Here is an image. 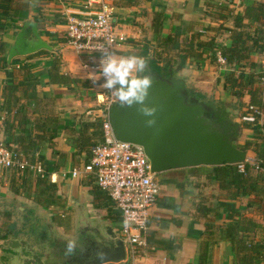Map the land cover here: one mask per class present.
Wrapping results in <instances>:
<instances>
[{
  "label": "crops",
  "instance_id": "1",
  "mask_svg": "<svg viewBox=\"0 0 264 264\" xmlns=\"http://www.w3.org/2000/svg\"><path fill=\"white\" fill-rule=\"evenodd\" d=\"M111 1L117 30L127 36V42L115 50L118 58L140 53L147 48L145 46L148 44L147 41L153 48L157 37L153 23L156 12L165 15L162 37L177 35L181 48L188 46L193 38L196 46L199 40L210 38H215L218 43L229 44L232 38L226 28H234V16L244 15L247 6L256 1L264 2V0ZM7 5L8 13L3 18L4 28L0 30V43L4 44L5 51L0 53V58L6 57L26 20L37 22L42 36L55 50H48L50 53L36 52L32 55L18 56L10 64L0 66V116L3 118L0 124V137L10 148L20 150L25 155L29 144L38 143L32 154L33 159H38L44 164L46 174L52 182L57 183L58 194L63 197H65L63 193L69 196L73 194L84 196L85 201L94 207V213H97L101 224L103 226L110 224L119 233L121 214L112 201L110 200L108 204L102 203L101 208L95 206L92 193L95 186L93 177L72 178L70 175L73 168H81L87 161V155L84 154L87 147L83 145L81 149L79 148L77 132L79 126L97 119L99 115L97 100L89 91L95 92L97 96L99 87L93 85L92 79H99L100 82L101 75L85 66L86 56L76 52L66 37L68 17L81 9L82 0H9ZM244 23L251 33H254L259 25L248 18ZM196 34L201 35L197 37ZM198 46L201 45L198 43ZM152 48H149L151 54ZM171 55L175 59L179 58L176 50H173ZM211 55L205 53V58L200 61L191 58L187 60L184 74L189 79L191 90L210 95L218 89V94L226 92L228 100L229 97L232 100L235 96L226 90L224 77H221L220 81L216 79L211 81L197 70L199 65L202 67L201 63L222 65L221 70H231L228 65L212 60ZM54 58L60 59V74L69 76L70 83L51 82L50 68ZM261 60V53L254 54L251 61L256 64V68L247 67L246 71L260 72ZM75 78L87 81L89 89L71 81ZM215 98L221 99L222 101L217 102H221L222 105L223 101H226L219 96ZM243 99L248 104L250 95H245ZM198 167L193 170L189 168L170 170L159 175L161 193L150 209L147 246L140 257V264H200L203 250L208 252L206 264H236L238 253L232 241L226 236V229L234 220L231 215L240 211L247 217L263 222V196L247 194L227 198L231 193L222 190L219 183L209 177L208 169ZM31 181L28 185L32 186L29 188L32 194L36 193V180ZM78 186L87 189L90 198H87L88 196L86 197L85 192ZM33 207L34 205L30 204L32 212ZM53 207L59 206L50 208ZM52 210L50 213L55 215L57 211ZM234 218H237V215ZM63 224L56 227L63 229ZM240 235L264 241V232L260 230L242 232ZM108 264L128 262L125 260Z\"/></svg>",
  "mask_w": 264,
  "mask_h": 264
},
{
  "label": "water",
  "instance_id": "2",
  "mask_svg": "<svg viewBox=\"0 0 264 264\" xmlns=\"http://www.w3.org/2000/svg\"><path fill=\"white\" fill-rule=\"evenodd\" d=\"M43 49L55 50L54 46L42 36L37 22L26 20L6 54L7 63L10 64L15 57L30 55ZM170 70L172 74L169 77L161 73H152L148 62V71L154 83L149 90L146 103L157 107L154 125L146 124V120L150 117L137 111L136 105L128 108L115 103L111 106L110 120L116 137L122 141L142 145L151 161L152 171L158 175L170 170L237 164L245 161L249 149L240 146V137L244 128L238 122V116L231 114L228 109L226 110L230 113L228 119L220 120L214 114L209 116L208 113L215 110V105L202 101L197 95H192L189 79L184 74L185 68L176 63L170 66ZM71 197L77 199L75 201L78 209L77 226H83L85 229L95 228V235L98 237L99 246L95 249V257L86 264H101L100 258L96 256L98 250L105 253L103 257L105 264L125 261L126 243L114 227L110 224L103 226L97 213H94V207L88 204L85 198L74 194ZM33 208L36 209H33L34 216L49 218L43 211L46 207L35 205ZM37 210L43 212L37 213ZM87 221H90V225L85 226L83 223ZM49 223L59 240L65 242L69 240L60 234L53 222ZM25 245H27L26 238L20 236L0 239V246L11 249L12 252L5 253L10 258L16 254L15 250L19 246ZM69 263L71 260L66 262ZM27 264H61V262L57 256L44 254L40 257L35 254Z\"/></svg>",
  "mask_w": 264,
  "mask_h": 264
},
{
  "label": "trees",
  "instance_id": "3",
  "mask_svg": "<svg viewBox=\"0 0 264 264\" xmlns=\"http://www.w3.org/2000/svg\"><path fill=\"white\" fill-rule=\"evenodd\" d=\"M56 1V0H48ZM9 0H0V30L4 28L5 22L3 18L7 16ZM248 18L252 22H257L259 25L251 33L247 24L244 20ZM165 20V15L161 12H156L154 17V32L158 39V48L152 49L151 54L149 48L140 53L134 55L143 56L147 58V62L150 64V69L152 73H161L164 69H169L174 63L185 67L187 65V60L189 58L200 61L205 58V53H211L212 60L217 61V52L219 51L223 57L226 59V65H228L231 70H229L225 75V87L226 90L230 91L232 95L239 99H243L245 95H250V101L246 105L248 113H253L255 116V122L244 120L247 128L253 127V124L259 121L262 113H264V91L263 88L258 86V83L262 85V67L260 72L248 73L246 68L255 69L256 64L251 61V58L256 53H261L264 49V2H255L247 6L244 15L234 16V28H226V31L231 33L232 41L229 44L218 43L215 38H210L208 40H197V46L195 38H193L188 46L182 47L177 39V35H169L167 37H162L163 21ZM201 34H196L200 37ZM198 43L201 46H198ZM176 50L178 53V59L173 58L171 55L172 51ZM4 44L0 43V53H4ZM37 53H50L48 50H40ZM32 55V54H31ZM179 60V61H178ZM164 62V63H163ZM60 59L54 58L52 62V67L50 68V80L54 83L67 84L70 83V77L64 74H60ZM6 57L0 58V66H6ZM145 74H149L147 72ZM168 74V73H166ZM75 81L77 85L81 84L85 89H89L87 81L80 78L71 79ZM93 93V98L97 99L95 92ZM193 94L203 98L204 95L201 93L193 92ZM246 104V103H245ZM226 111L224 109V112ZM264 129V125L261 126ZM91 129V130H90ZM79 133V148L81 149L86 146L84 154L87 156V161L89 160L91 154V147L102 140V131L99 118L94 119L91 122H85L81 124L77 131ZM38 143L29 144L27 157L30 160L33 159V152L38 147ZM246 148L252 149L256 154V160L261 166H264V144L263 141L258 140H248L246 142ZM86 161V162H87ZM206 168L209 171L211 178H214L222 190L227 191L229 196L227 198H234L235 196L254 194L255 196L264 197V171L251 165L246 164L245 171L239 170L237 164H225L220 166H200ZM199 167L189 168L190 170ZM94 179V178H93ZM92 179V180H93ZM92 193L95 198V206L98 208L102 207V203L108 204L111 200L107 194H104L100 188L96 185L95 180ZM32 182L31 180L28 181ZM36 186V197L35 200L38 204L49 208L52 206H63L65 200L62 195L58 194L57 183L51 181V178L46 174L45 177H39L35 181ZM32 186H30L31 189ZM262 223L258 220L247 217L239 212H234L231 218L234 220L228 225L226 229V236L232 241L235 250L237 251V263L236 264H264V241H256L255 239L247 238L246 236H241L242 232H251L260 230L264 232V209H263ZM237 215V218L234 216ZM15 226L11 225V231ZM6 238V235L1 236ZM207 246L208 243H205ZM208 259V252L203 250L201 255L200 264H206Z\"/></svg>",
  "mask_w": 264,
  "mask_h": 264
},
{
  "label": "built area",
  "instance_id": "4",
  "mask_svg": "<svg viewBox=\"0 0 264 264\" xmlns=\"http://www.w3.org/2000/svg\"><path fill=\"white\" fill-rule=\"evenodd\" d=\"M81 6L79 11L68 17L66 37L76 52L86 56L85 66L101 75L102 51L97 48L108 47L115 53L119 46L127 42V36L117 30L111 0H82ZM261 56V80L264 85V49ZM217 61L226 64L219 51ZM100 82H103L102 76ZM99 95L103 96L102 101ZM96 100L102 140L91 147L89 160L83 167L73 168L70 175L72 178L92 176L100 190L110 197L121 214L118 234L126 243V261L128 264H140V257L147 246L150 209L161 193L159 175L152 171L151 161L142 145L116 137L110 108L118 102L112 92L99 88ZM2 120L0 116V124ZM244 120L255 121V117L244 116ZM262 138L264 144V129ZM247 163L264 171V166L249 156L237 163L239 170L244 172ZM26 172L46 176V168L40 160H30L20 150L10 148L0 137V173L21 176Z\"/></svg>",
  "mask_w": 264,
  "mask_h": 264
},
{
  "label": "rangeland",
  "instance_id": "5",
  "mask_svg": "<svg viewBox=\"0 0 264 264\" xmlns=\"http://www.w3.org/2000/svg\"><path fill=\"white\" fill-rule=\"evenodd\" d=\"M158 37H156V43L153 44V48L148 45L150 44L149 41L147 45V48L157 49L158 48ZM164 63V62H163ZM216 65V64H215ZM200 66V65H199ZM197 67L199 74L206 77L208 80H217L220 81L221 77H224V75L228 72L225 69L221 70L220 67L222 66H212V64L206 65L205 63H201V68ZM219 67V68H218ZM223 67V66H222ZM221 67V68H222ZM218 77V78H217ZM218 84V82H217ZM258 86L263 88L264 91V85L261 86V84L258 83ZM98 90V87H97ZM96 90V91H97ZM218 89L213 93L210 94V99L213 100L217 105H221L222 101L221 99H216L215 97L219 96V98H224L226 101H223V108L228 109L231 114L238 116V122H240L244 128L241 137H240V146L243 148H246V142L249 140H258L263 141L262 138V125H264V113H262L261 117L259 118V121L253 124V127L247 128L246 123L244 121V116H251L255 117L253 113H248L247 107L245 104L244 99H239L237 97L232 98V100H228V93L224 94H218ZM227 94V95H226ZM96 100V99H95ZM98 103V102H97ZM214 105V104H213ZM229 113V114H230ZM254 123L255 121H250ZM251 160L256 159V154L249 150L248 153ZM40 176H37L35 174L31 173H24L21 176L8 174V175H0V236H3L11 225H16L18 228L25 227L27 217L24 213L21 212L20 206H30L31 205H40L35 201V197L37 193H30L29 192V185L28 181L30 180H37ZM81 188V186H78ZM72 188V187H71ZM87 198H90V193L87 189L81 188ZM65 196V204L63 206L59 207H53V208H43L44 213L49 216L47 219L48 222H53L56 226H60V224L64 223L63 229L57 228V230L65 236L67 239H76L77 234L76 232L79 230H86L85 227H78L77 226V212L78 209L76 208L75 197L69 196V194L63 193ZM34 196V198L32 197ZM82 196V195H81ZM15 197V198H14ZM84 197V196H83ZM17 201V203L12 202ZM41 206V205H40ZM43 207V206H42ZM52 209L56 210V214L50 213V211H53ZM73 212V213H72ZM107 214V213H106ZM33 215V214H30ZM50 215H53L52 217ZM39 219H46L44 217H41ZM85 226L90 225V221H87L83 223ZM8 259L10 257L7 256Z\"/></svg>",
  "mask_w": 264,
  "mask_h": 264
},
{
  "label": "flooded vegetation",
  "instance_id": "6",
  "mask_svg": "<svg viewBox=\"0 0 264 264\" xmlns=\"http://www.w3.org/2000/svg\"><path fill=\"white\" fill-rule=\"evenodd\" d=\"M168 73V74H166ZM163 76H171L172 71L169 69H164L161 71ZM195 95V94H192ZM202 101L215 105L211 113H208L209 116L212 114L218 116L220 120L228 119L230 114L224 112L222 104L217 105L213 100L210 99V96L205 94L203 98H200ZM247 105V104H246ZM226 111V110H225ZM15 202V201H12ZM17 203V201L15 202ZM21 212L24 213L27 217L28 222L26 221L25 227L18 228L16 225L11 231L9 230L3 234L8 238L12 237H22L26 238L27 245L19 246L17 248L16 254L10 259L7 258L6 252H12L10 248L5 246H0V264H27L31 258H34L35 254H38L40 257H43L44 254L48 256H57L60 259L61 264H66L68 260H71L69 264H86L89 261H92L95 257L94 252L98 245V237L95 235L96 229L89 228L86 230H79L76 232V240L78 245L83 247V251L77 250V254L66 259L64 255V250L66 242L59 240L54 232L51 230L50 223L47 219H39L40 217L34 216V213L30 210L29 206H20ZM33 214V215H30ZM3 237L0 236V239ZM76 259V260H75Z\"/></svg>",
  "mask_w": 264,
  "mask_h": 264
},
{
  "label": "clouds",
  "instance_id": "7",
  "mask_svg": "<svg viewBox=\"0 0 264 264\" xmlns=\"http://www.w3.org/2000/svg\"><path fill=\"white\" fill-rule=\"evenodd\" d=\"M97 49L102 51L100 72L103 82H99V79H92L93 85L111 91L122 107L131 108L136 105L137 111L150 117L146 120V124L154 125L157 107L146 103L149 90L154 83L152 76L145 74L148 69L147 58L137 55L118 58L108 47ZM77 250L82 252L84 249L78 245L76 240H67L64 250L65 258L68 259L76 255ZM96 256L100 258L101 264H105L103 259L105 253L102 250H98Z\"/></svg>",
  "mask_w": 264,
  "mask_h": 264
},
{
  "label": "bare ground",
  "instance_id": "8",
  "mask_svg": "<svg viewBox=\"0 0 264 264\" xmlns=\"http://www.w3.org/2000/svg\"><path fill=\"white\" fill-rule=\"evenodd\" d=\"M101 99H103V96L101 97Z\"/></svg>",
  "mask_w": 264,
  "mask_h": 264
}]
</instances>
